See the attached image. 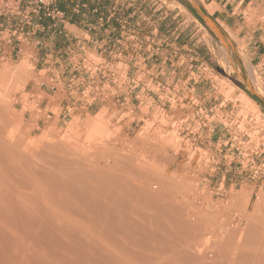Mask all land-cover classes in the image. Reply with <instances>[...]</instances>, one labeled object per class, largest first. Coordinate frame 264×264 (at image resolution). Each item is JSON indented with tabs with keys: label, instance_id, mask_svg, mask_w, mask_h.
<instances>
[{
	"label": "rangeland",
	"instance_id": "374dc122",
	"mask_svg": "<svg viewBox=\"0 0 264 264\" xmlns=\"http://www.w3.org/2000/svg\"><path fill=\"white\" fill-rule=\"evenodd\" d=\"M38 1L0 0L5 133L23 150L41 151L36 143L44 138L72 142L101 164L131 158L174 181L166 183L181 192L189 214L202 211L213 225L241 233L247 201L249 215L264 196V62L251 49L264 48V0L247 10L239 37L198 16L193 0H53L84 23L108 21L101 29L109 38L95 42L101 55L75 60L73 72L63 67L72 55L58 53L73 50L71 42L46 34L58 19ZM92 4L101 7L93 12ZM52 51L63 61L55 65L57 81L45 62ZM42 97L51 101L46 111ZM198 241L197 252L206 250L210 261L209 246Z\"/></svg>",
	"mask_w": 264,
	"mask_h": 264
},
{
	"label": "bare ground",
	"instance_id": "6f19581e",
	"mask_svg": "<svg viewBox=\"0 0 264 264\" xmlns=\"http://www.w3.org/2000/svg\"><path fill=\"white\" fill-rule=\"evenodd\" d=\"M4 107L0 264H264V196L249 215L252 198L247 201L241 233L225 231L202 211L189 214L181 192L169 186L174 181L131 158L101 164L72 142L44 138L36 143L41 151L23 150L5 133ZM201 239L210 261L195 248Z\"/></svg>",
	"mask_w": 264,
	"mask_h": 264
},
{
	"label": "crops",
	"instance_id": "0c3cea01",
	"mask_svg": "<svg viewBox=\"0 0 264 264\" xmlns=\"http://www.w3.org/2000/svg\"><path fill=\"white\" fill-rule=\"evenodd\" d=\"M254 1L256 0H193V2L190 3L191 6L198 11V16L203 17L205 20L214 24L216 27L220 28L223 32L227 34H229L230 31H234L239 37V35H241V33L244 31V27L242 25L247 24L246 12L249 8L252 7ZM99 7L101 6L94 4L90 5V8L94 10L93 12L97 11ZM77 8L81 9V12H86V9L88 10L86 5H77ZM75 10L76 9L74 7L73 11ZM63 13L65 16L63 20H57L56 22H52L51 20H49L52 25L46 27V34L53 33L55 35L57 33L60 39H62L64 42H71L68 44L72 46L73 50H65L64 52L63 50H60L58 53L69 52L70 55H72L70 57L71 59L69 58V63H65L63 67H65V70H68L70 67L71 72H73L76 69V67L73 65V62L75 60L79 61L87 56L97 57L98 55H101V53H98V45H95V42H99L104 37L109 38V36H107L108 32H106L105 34L101 29L105 26L109 27V25L108 21L105 22L103 19H93L91 20V22L86 21L88 23H84V21L82 22L78 18L69 17V11H64ZM72 15L75 16L74 14ZM35 20L38 21L37 23H43L45 21V19H42V17H38V19ZM44 24H46V22ZM251 49L253 51L252 55L254 60H257L260 65L263 64L264 48L258 46L257 48L253 47ZM52 53L53 54L51 55H46L48 59L45 62L50 63L48 70L50 71V73H52V80L57 81L58 78H56L55 75L57 69L55 65L57 63L62 64L63 61L54 58L55 51H52ZM139 64L140 63L138 62H136L135 64L119 63L114 66L117 69L118 67L123 65L125 69L128 70L131 68V66L136 67ZM251 64H253V62H251ZM110 75L114 76L115 74H113L112 72L110 73ZM54 78H56V80ZM40 90L47 95L46 90H42V88H40ZM50 103V100H47L46 98L42 97L40 104L44 106L41 109L46 111ZM222 105L223 104H221L220 106Z\"/></svg>",
	"mask_w": 264,
	"mask_h": 264
},
{
	"label": "built area",
	"instance_id": "2783aa9c",
	"mask_svg": "<svg viewBox=\"0 0 264 264\" xmlns=\"http://www.w3.org/2000/svg\"><path fill=\"white\" fill-rule=\"evenodd\" d=\"M45 1H49V0H45ZM44 0H39L38 3L39 5H42L44 7V10H46V16L50 17V18H57L58 20H63L64 19V13L61 12L59 9H57L54 5H53V0H50V2L48 4L45 3Z\"/></svg>",
	"mask_w": 264,
	"mask_h": 264
}]
</instances>
